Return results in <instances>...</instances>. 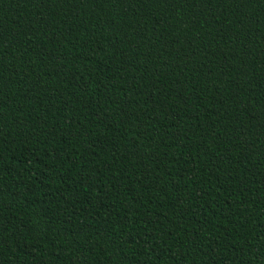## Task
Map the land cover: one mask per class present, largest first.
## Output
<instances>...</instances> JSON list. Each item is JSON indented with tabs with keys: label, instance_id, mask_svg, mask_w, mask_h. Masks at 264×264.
Returning a JSON list of instances; mask_svg holds the SVG:
<instances>
[{
	"label": "trees",
	"instance_id": "obj_1",
	"mask_svg": "<svg viewBox=\"0 0 264 264\" xmlns=\"http://www.w3.org/2000/svg\"><path fill=\"white\" fill-rule=\"evenodd\" d=\"M0 264H264V0H0Z\"/></svg>",
	"mask_w": 264,
	"mask_h": 264
}]
</instances>
